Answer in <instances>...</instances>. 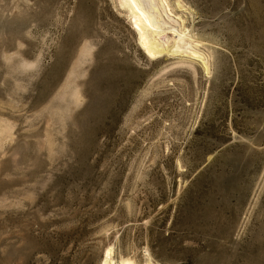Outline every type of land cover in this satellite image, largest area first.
Wrapping results in <instances>:
<instances>
[{
    "label": "rangeland",
    "instance_id": "1",
    "mask_svg": "<svg viewBox=\"0 0 264 264\" xmlns=\"http://www.w3.org/2000/svg\"><path fill=\"white\" fill-rule=\"evenodd\" d=\"M167 1L207 69L125 0H0V264H264V0Z\"/></svg>",
    "mask_w": 264,
    "mask_h": 264
},
{
    "label": "bare ground",
    "instance_id": "2",
    "mask_svg": "<svg viewBox=\"0 0 264 264\" xmlns=\"http://www.w3.org/2000/svg\"><path fill=\"white\" fill-rule=\"evenodd\" d=\"M175 2L178 6H182L180 5V0H175ZM125 4L131 12L134 26L140 31L139 43L147 56L154 57L162 53L163 45L161 40L167 41L164 40L166 38L164 25H167V28L172 31V43H170V47L167 46V51H170V53H184L189 58L201 59L207 69L204 53L199 49L195 38H193L189 30L181 27V23L176 18L171 17L166 11V6H169L167 0H125ZM161 11L166 14L170 21L178 23L179 27L167 21ZM103 264H112L108 254ZM145 264H150V261H146Z\"/></svg>",
    "mask_w": 264,
    "mask_h": 264
}]
</instances>
